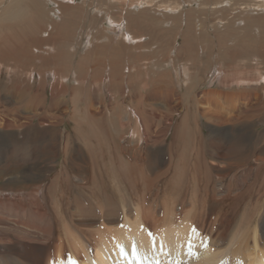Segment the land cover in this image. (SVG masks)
Listing matches in <instances>:
<instances>
[{"label": "bare ground", "instance_id": "6f19581e", "mask_svg": "<svg viewBox=\"0 0 264 264\" xmlns=\"http://www.w3.org/2000/svg\"><path fill=\"white\" fill-rule=\"evenodd\" d=\"M242 1L243 0H202V2H200L201 12L199 13L200 15H203V13L205 14V12H203V7L206 5L211 4L215 6V9H211L214 21L211 29L219 31L227 22H229V27L233 25V21L222 20V16L226 12L232 13L234 11L239 12L241 15L244 12H248L250 7L264 9V0ZM38 2L42 4L44 8L48 7V3L54 4L55 7L61 11L63 17L58 13V17L60 16L58 22H55L56 20L54 21V19H49L51 21H49V23L51 24L47 23V19L50 17L44 14L42 17H39L42 11L39 13L40 8L38 9V5L40 4H38ZM104 2H101L100 7L106 5L105 8L102 7V10L105 11V13L101 15L97 14L93 18L97 21L108 23L106 28L111 30V36L107 37L108 41L106 43L104 42L105 44L112 41L119 42V45L111 44L110 50L112 52H108L113 57L123 55L124 59L126 57H128V59L124 63H122L121 59H118L117 57L113 61L111 59V61H108L110 63V71H105L102 69V61H97L101 59L95 57L96 52L93 48L82 56L86 61L88 59L92 60L93 58L91 66L94 68V74H91V80L94 86H96V84L101 86L99 88L95 87L96 91H101L102 87L106 85V81L107 86L109 87H113L117 82L123 81V84L125 83L128 85V88H130L129 84H131L132 81L129 79L136 77L145 65H132V56L130 52L127 51V48H129L128 50L130 51L131 47L142 48L144 45H150L144 43L146 41L144 37H147L151 43L152 40L160 41L167 37V35L158 31L152 32L149 28L150 22L144 20L140 16L141 14L151 17L148 8L151 7V3L154 2V0H104ZM190 3L191 0H170L167 5L160 4L157 6V11H160L158 14L160 16V18H158V24H167L168 29H177L178 36H181L183 40L187 41L188 47L186 61L189 63L194 57L202 55V52L198 53L195 48L193 39L198 37V35H200V37H198L200 39L206 38L203 33V29L206 27H198L200 25L196 23L194 19L195 15H193V9L191 10L192 7L189 6ZM144 4L146 5L143 6ZM184 5L187 7L184 8ZM11 7L6 9L7 11L3 12L0 18V38L3 37L0 39V51L7 52V56H9V54L14 55V53L24 55V51H26V56H29L26 57L28 58V61L30 58L33 65L42 63V67H46L42 68V71L44 70L42 74L38 73L35 76L38 82L36 87L39 86L40 90H36L34 96H32V92L34 91L28 87H24L26 84L24 86L22 85L23 88L21 85H17L18 83L14 85H1L3 88L1 91H4L6 95L8 94L6 100L8 101L9 107L7 110H3V108L0 109L2 110L0 111V127L4 128L6 132H12L11 130H17L20 127L31 124L38 112L40 111L41 114L43 111V105L45 103V93L43 91L47 90L44 88L46 84L49 85L50 81L53 83L55 82L54 85H57L56 91L53 88L49 91L51 101L49 105H52L50 111L52 115L48 114L49 118L42 117L41 121L52 122L55 120L53 123H59V119H61L60 116H66V113L58 109L57 106L66 89L63 84L67 81V74H65V71L67 70L62 67L61 69H56V64H59V60H64L65 55L63 52H65V49L63 48L66 46H64L65 42H69L71 39L68 30L72 27L74 20L79 17L82 19L85 18V20H90L92 17H90L89 13L82 7V5L70 4L67 3L66 0H14ZM132 7H134V9ZM47 9L45 12L47 13V11H49V13H51V9ZM113 10L117 13L112 12ZM24 11H31L33 20L25 17ZM51 11L53 12V10ZM252 12H254V10ZM259 12L257 11L256 15H258ZM115 15L119 17H113ZM183 16L185 17V22ZM26 18H28V21H25ZM212 18L210 21H212ZM92 21L94 20L92 19ZM210 21L208 22L211 23ZM23 23L27 25L23 26ZM46 23L48 27L46 26ZM195 23L199 28L197 32H195L194 28ZM56 25L62 27L63 31L53 32L56 29ZM45 26L47 28L50 27V30L48 29L47 31ZM20 28L30 31L33 38L26 41L20 37L25 40V42L20 41V43L17 42L14 37H11L10 34L6 35L7 33L13 32L12 29L22 30ZM122 31H127L128 34L124 33L125 35L123 37ZM255 32L258 31L255 29ZM255 32L254 35L256 34ZM43 33H47V36L42 38L40 35ZM19 35L20 34L18 33V36ZM28 35L30 34L28 33ZM170 35L171 34H169V36ZM256 35L255 36L258 37V33ZM38 36H40V38ZM125 36H127V38H125ZM122 37L127 39V44L124 43ZM232 37H238L239 44L235 43L236 41L232 42ZM252 37L254 38V36ZM140 38H143L144 40L142 41ZM213 38L218 44V56L221 60L219 64L215 65L214 70L217 68H222V70H218V72L215 73L217 77L209 82L210 85H208L209 87L207 90L196 94L195 97H193L195 99H192L191 110L199 121L202 120L213 128H222L226 126L234 128L239 125L237 129H235L237 130L234 136L235 141L228 142L223 139L226 131H220L215 135L214 140H217V143L219 141L224 142L222 144L219 142L220 144L214 147L215 149L218 147V151L214 153V156L208 157L217 160L219 163H225L226 166H224L223 169L218 170V173L225 174L222 176H224V180H227V183L218 181L215 185H210V189L214 191L215 194L217 191V194L222 195L223 199L233 201L231 199L232 189L230 188V184L235 182L234 172L237 168L236 160L237 157H239V153L242 151L239 148L244 147L243 145L247 142L246 137L248 135V130L251 129L249 120L250 118H253L252 114L262 115V108L258 107L262 93L259 92L258 88H255L256 91L253 90L251 92L250 90L248 91L247 87L243 86L254 82L261 83L264 81V79L260 78L264 76V66L261 65V60H263L261 58H264V37L262 38L260 46L253 45L251 42L250 31L238 32L229 29ZM203 42L204 40H199L200 49ZM118 46L121 47V49L118 50ZM106 47L108 48L109 46L107 45ZM209 51L207 55L208 57ZM72 52L74 54L75 50H72ZM108 52H106V54H108ZM126 52L128 53V56L125 55ZM23 57L24 56H18L15 59L4 58V60L12 61L14 65L19 67L18 69L13 68V74L16 73L17 70L22 69V72L26 74L29 80L34 76L30 78L28 71L34 72L35 70H29V68L23 69L25 67L23 64H27V60L25 58L23 59ZM2 58L3 57L1 56L0 61ZM15 61L17 62L15 63ZM249 61L250 65L247 64ZM79 62L82 63V61ZM5 65L12 66L11 64ZM251 65H253V67H251ZM208 66L209 64L207 63L206 67L208 68ZM49 67L52 68L48 70ZM123 68H126L127 70L126 75L123 72ZM96 69H99L100 71H96ZM194 69L192 67H184L179 71V75H181V73L184 75L187 74L185 75L186 81L192 83L190 74H195L189 71H195ZM3 71L4 73H7L8 76H11V72H8L6 68H4ZM80 72L82 73L81 70ZM99 73H102V79H100V76L97 77ZM44 75L45 77L43 78ZM71 76V81L73 80L75 84H77V82L83 83L86 79V74L85 77L81 78L79 72L75 75L71 74ZM214 81H217L218 84L216 85ZM158 83L160 84V82ZM150 84L154 85L153 79L150 80ZM58 85L61 87L60 90ZM186 85H188V83H186ZM214 86H218L221 90L213 89L212 87ZM141 87L147 89L143 84ZM233 87H238L237 90H240V92H224V90H230ZM192 88L195 89V85H192ZM158 89H161L160 99L163 109L171 114L178 113L180 111L179 104L177 103L179 99L178 94L175 91L168 92L160 87ZM53 93H55L56 96H52ZM155 93L157 92H149L148 96H155ZM2 98H5L4 94L0 93V108L4 107V100L2 101ZM106 99L108 98L106 97ZM134 102L135 106L132 107L130 111H132L135 117L133 116L132 118L131 116H127V123L134 124V134H136L135 136L137 138H140L142 145L147 146L148 142L151 139H154L151 141V144L152 146H156L157 140L159 139L161 141L163 138L162 134L167 131L172 124L166 125V123L159 119L157 112H149L146 110L143 107L141 100H135ZM158 106L160 107V104ZM14 107L19 111L18 113L22 115L15 116ZM101 112V110H89L88 115L91 116V118L86 119L84 116L86 124L82 125L79 123L75 126H87L92 130H98L101 134L106 136L107 126L105 127V124L96 121V119L100 118L99 114H101ZM56 114L60 115L59 118H55L57 116L53 117ZM100 119L102 120V118ZM156 121H159L164 128L160 129V124H156ZM171 121L172 117L169 116V122L171 123ZM117 126L120 127V124L117 123ZM127 126V124H122V129L125 127L128 128ZM196 131H198V129ZM196 131H194V134ZM249 138L250 135L248 139ZM208 147H211V142L208 143ZM2 149L7 152L13 150L11 146H6V148L3 147ZM17 150H19V148ZM10 154L13 155L12 152ZM17 154L19 155V153ZM11 155L8 157L11 158ZM24 155L22 153L18 156V159L13 162L14 166H10V164L7 165V163L0 165V171L25 167L23 165L26 164L29 159L24 157ZM5 157L6 155L4 156V159ZM36 158L37 157H35V160ZM31 161L34 162L32 159ZM205 162V158L198 159L195 169L191 174L193 176L192 179H197L199 185L203 188L204 180L201 173L197 170H199V167L205 165ZM45 164L47 163H44L38 158L36 163H34V167H30V169L24 171L20 176H17V178L13 177L12 179H7L8 183L12 180L15 184L16 181L21 180L20 182L23 183L21 187L17 186L13 188L10 184L6 183V186H3L4 188H0L4 191V193L2 192L3 194H0V264H218L220 260H226L230 252L231 256H229L230 258L228 257L230 260L235 259L236 261L242 256V260L246 261V257L242 254L240 255V251L236 253V251L232 250L233 248L231 245L234 242L232 238V241L230 239V241L227 242L223 251L221 249H216L213 241L210 243L206 242L204 236L208 233L206 226L207 217L204 210V213H202L198 201L195 198L192 202L190 201V204H186L185 200L181 202H177L176 200L173 202L163 200V202H161L166 203L162 204L160 208L150 209V207H154L155 204H151L152 206L149 207L146 204V206L142 204L141 201V204H139V201L137 200L138 204H132V199L128 201L127 204H124L119 198L117 199V196H113L109 194V192H104L105 189L102 187L98 188L96 186L95 188H90L88 185L85 186L82 183H75V189L77 191L82 189L83 193L88 194V196L86 197L85 194L80 195V192H78V201L81 203L79 204V202L77 203L76 201L77 204L74 205L75 212H72L69 208L71 211V219L69 218V221H64V215L67 210L65 212L62 211V207L60 206L61 201L65 199L64 193L61 191L60 194H58V192L54 193L55 190L51 192L49 189L50 184L47 186H41L37 190H35L36 185L30 184L31 180H35V177H38V179L40 178L41 180L42 176L38 171L43 169ZM49 164L47 165L49 166ZM208 165L212 166V164ZM51 168L53 167L51 166ZM211 168L214 169V167ZM208 174H210V172ZM204 175L206 177V174ZM229 176L232 177V179H230ZM0 179L2 178L0 177ZM243 179L244 180L240 183L241 186H245L244 181L246 179ZM116 184L115 187H117ZM110 187L114 189V191L116 190L113 186ZM245 187H247V185ZM30 188L31 191L28 190ZM87 190H89V192H87ZM114 191L112 190V192ZM117 191L119 194L118 189ZM101 193L103 194L101 195ZM260 195H262V192ZM101 197L103 200L106 199L107 203L113 204V206L109 208V205L105 206V204H102ZM121 197L122 196H120V198ZM139 199L140 198L138 197V200ZM145 199L144 196L142 199L143 202ZM86 204L88 205V208L86 207ZM261 206L264 207V205ZM257 209L261 210L260 208ZM257 218L259 219V215ZM253 222L254 220L252 223ZM257 222L259 223V220H257ZM257 222L251 224V222L248 221L251 228H249V231L244 229L245 233L242 232L244 233L243 235L239 233L240 230H237L238 233L235 232L238 238H244L243 241L249 239L246 241H250L251 243L249 249H247L250 252L247 256H251L249 259L247 257V260H249L248 262L246 261L247 264H264V230L258 229V225H256ZM247 225L248 224L246 223L245 226ZM262 226L263 225H259V228ZM258 230L263 233L258 232ZM259 246H261L262 250L256 254V250Z\"/></svg>", "mask_w": 264, "mask_h": 264}, {"label": "rangeland", "instance_id": "374dc122", "mask_svg": "<svg viewBox=\"0 0 264 264\" xmlns=\"http://www.w3.org/2000/svg\"><path fill=\"white\" fill-rule=\"evenodd\" d=\"M13 1L14 0H0V18L3 12H6V9L11 7ZM66 1L70 4L73 3L82 5V7L89 13L90 17H92L90 20H85V18L82 19L81 17L74 20L72 27L68 30L71 39L69 40V42L67 41L64 44V46L66 45L63 48L65 49V52H63L65 55H63L64 60H59V64H56V69H61L62 67L67 70L65 71V74H67V81H65V83L63 84L66 89L60 99V103L57 106L58 109L66 113V116L63 117L59 114L54 115L53 117L57 116L55 118H59L60 116L61 119H59V123H53L55 120H53L52 122L41 121L42 117L49 118L48 114L52 115L50 112L52 109V105H49L51 102L49 91L52 88L56 91L57 85H54L55 82L53 83L52 81H50L49 85L43 84L45 85L44 89H47L46 91H43L45 93V103L43 105V111L41 114L40 111L38 112L37 116L33 119V122L31 124L20 127L21 129L18 128L17 130H11L12 132H6L4 128L0 127V165H4L7 163V165L10 164V166H14L13 162L17 160L18 156H20L22 153L23 155L25 154L24 157L29 159V161H27V163L23 165L25 166L23 168L0 171V177L2 178L0 179V188H4L3 186H6L5 184L8 183V178H17V176H20L24 171L30 169V167H34V163H36L39 158L44 163L50 164L49 166L45 164L43 169H40L38 171V173L42 176L41 180L40 178L38 179V177H35V180H31L30 184L36 185L35 190H37L41 186H47L48 184H50L49 189L51 192L55 190L56 192L54 191V193H64L65 199L60 203V206L62 207L61 210L64 212L67 210L65 212V215L63 214L64 221H69L71 219V211L75 212L74 205L79 202L78 192H80V195L85 194L86 197L88 196V194L83 193L82 189L80 191H77L75 189V183H82L85 186L88 185L90 188H95L96 186L98 188L102 187L103 189H105L104 192H109V194L117 196V199L119 198L122 202H124V204H127V202L131 199L132 204H138L137 201H139V204H141L142 202V204H146L149 207L152 206L151 204H155L154 207L152 206L150 207V209L160 208L162 204L166 203H162L163 200L168 202H173L175 200L177 202H181L185 200L186 204H190V201L192 202L195 198L198 201L202 213H204L203 210L206 213V226L208 232L207 235L204 236L206 242L210 243L211 241H213L215 248L218 250L221 249L223 251L225 246L227 245V242H229L232 238L234 241L231 245V247L233 248L232 250L236 251V253L240 251V255H244L246 257V261L248 262L249 260H247V255L250 252L247 249H249L251 243L250 241H246L249 239H245V241H243L244 238H238L235 232L238 233L237 230H240L239 233L243 235L245 233L244 229H247L249 231V228H251L248 221L251 222V224H255L257 220H259V223L257 222L256 224L258 225V229L264 230V207L261 206L264 205V81H262L261 83L254 82L243 86L247 87L248 91L250 90L251 92L255 90V88H258L259 92L262 93L261 100L258 105L259 108H262V115L252 114L253 118H250L249 120L251 129L248 130V135L246 137L247 142H245L246 144L243 145L244 147L239 148L242 150L239 153V157L236 156L237 168L234 172L235 182H232L230 184V188L232 189L231 199L233 201L223 199L222 195L217 194V191L215 194V192L210 189V185H215L218 181L227 183V180L223 179L224 176L222 175L225 174L218 173V170L223 169L224 166H226L225 163H219L217 160L210 159L208 157L214 156V153L218 151V147L216 149L214 147L224 142L219 141L220 143H217V140H214L215 135H217L220 131H226V134L224 135L225 137L223 136V139L227 140L228 142H232L233 140L235 141L234 136L237 131L235 129H237L239 125L235 126L234 128L228 126L222 128H213L211 127V125L203 122L202 120H198V118L191 110V104L193 102L192 99H195L193 97H195L196 94L202 93L207 90L209 87L208 85H210L209 82L217 77L215 73H217L218 70H222V68H217L214 70L215 65L219 64L221 60L218 56V44L213 37L229 29L238 32L250 31V37L252 39L251 42L253 43V45L260 46L262 38L264 37V9L250 7V10L248 9V12H244L241 14L242 16L239 12H226L222 16V20L233 21V25L229 27V22H227L224 27H220L221 29L219 31H214L213 29H211L214 24L211 9H215V6L211 4H209L211 6L204 5L205 7H203V12H205V14L203 13V15H200V2H202V0H191L189 6L192 7L191 10H194H192V12L194 13L193 15H195L194 19L196 23L200 25L198 27H206L205 29H203V33L206 38L200 39L198 38L200 37V35H198V37H195L193 39L195 48L197 49L198 53L202 52V55L194 57V59H192L189 63L186 61V52L188 47L187 41L183 40L181 36H178L177 29H168L167 24H158V18H160L158 14L160 13V11H157V6H159L160 4L167 5L170 0H154V2L151 3V7L148 8L151 17L141 14L140 16L144 20L150 22L149 28L152 32L158 31L164 35H167V37L163 38L160 41L152 40L151 43L149 42V39L147 37H144L146 40L144 43H148L150 45H144L142 48L131 47L130 51L128 50L129 48H127V51L130 52L132 56V65H145V67H142V70L139 71V74H137L136 77H134L133 79H129L130 81H132L131 84H129L130 88H128V85H126L125 83L123 84V81L117 82V84L113 85V87H109L107 86L106 81V85L102 87V90L96 91V88H99L101 86H98L97 84L96 86H94L91 80V74H94V68H92L91 66V61L93 60V58L92 60L88 59L86 61V59L82 55L93 48L96 52L95 57H99V59H101L97 61H102V69L105 71H110V63L108 61H111V59L113 61L117 57L118 59H121L122 63H124L127 61L128 57H126L125 59L123 55L113 57L109 53L112 52L110 50L111 44L119 45V42L112 41L105 44L108 41L107 37L111 36V30L106 28L108 23H103L93 18L97 14L101 15L105 13V11L102 10V7L105 8L106 5L100 7L101 2H104V0ZM244 1L248 0H243L242 2ZM38 4L40 3L38 2ZM48 4L49 5L46 8H44L42 4L38 5V9L40 8L39 13L42 11L39 17H42L43 14L48 15V17L50 18L47 19V23H49V19H54V21L56 20L55 22H58L59 17H63L61 11L57 7H55L54 4ZM145 5L146 4H144L143 6ZM183 7L186 8L187 6L184 5ZM132 8L134 9V7ZM46 9H51L54 13L50 10L51 13L47 11V14L45 12ZM253 10L254 12H252ZM257 11H260L258 15H256ZM24 12L25 17L33 20L31 11ZM112 12L116 11L113 10ZM58 13L60 14L59 17ZM113 17L118 18L119 16L115 15ZM28 18H26L25 21H28ZM211 18L213 22L210 21ZM92 19L94 21H92ZM183 20L185 22L184 16ZM208 21H210L211 23H209ZM196 23L194 24L195 32H197L199 29ZM22 25L24 26L27 24L23 23ZM59 25H56V29L53 32L63 31V28L59 27ZM46 26L45 28L47 29V31L48 29L50 30V27L47 28L48 26ZM20 29L22 30L12 29L13 32L10 33H7L6 30V35L10 34L11 37H14L17 42H25V40L27 41L33 38L30 31H26L23 28ZM255 29L258 32H255ZM253 31L256 34L258 33V37H256V34V36L254 35ZM122 32L123 37L125 35L124 33L128 34L127 31ZM18 33L20 34L19 36ZM28 33L30 35H28ZM169 34H171V38ZM40 36L42 38L46 37L47 33H43ZM40 36L38 37L40 38ZM252 36H254V38ZM20 37L25 40L21 39ZM255 37L258 39H256ZM125 38H127V36H125ZM125 38H123L124 43L127 44L128 41ZM232 38V42L236 41L235 43L239 44L238 37ZM140 40L143 41L144 39L140 38ZM199 40H204L201 45V49ZM107 45L109 46L108 48L106 47ZM119 49H121V47L118 46V50ZM72 50H75L74 54ZM208 51L209 57L207 56ZM106 52H108V54H106ZM24 53V55L14 53V55L9 54V56H7V52L0 51V59L1 56L3 57L1 60L2 62L0 61V93H3L5 97L2 98V101L4 100V107H1L0 109L3 108V110H7L9 107L8 101L6 100L8 98V94L6 95L4 91H1L3 89L1 85L3 84L14 85L18 83L17 85L21 86H24L26 84L24 87H28L34 92L36 90H40L39 86L36 87V84L38 82L35 76L38 73L42 74V72H44V70L42 71V68L46 66L42 67V63L33 65V62L31 63L30 58L29 61L28 58H26L29 57L26 56L27 52L24 51ZM125 55L128 56V53L126 52ZM18 56H24L23 59L25 58L27 60L28 65L23 64V66L25 65L23 69L29 68V70H35L34 72L28 71L30 78L34 76L33 78L28 80L26 74L22 72V69L17 70L16 73L13 74V68L18 69L19 67L14 65L12 61L4 60V58L15 59ZM261 59H263L261 60V65L264 66V58ZM79 61H82V63H80ZM16 62L17 61H15V63ZM207 63L209 64L208 68L206 67ZM5 64H11L14 67L7 66ZM247 64L250 65V61ZM184 67H192L193 69L195 68V71H189L195 74H190L192 83L186 81L185 75L187 74L184 75L181 73V75H179V71H181ZM251 67H253V65H251ZM4 68H6L8 72H11V76H8L7 73H4ZM51 68L52 67H49L48 70H50ZM80 70L82 71V73L80 72ZM123 70L124 74L126 75V68H123ZM96 71L100 70L96 69ZM77 72H79V76L81 78L85 77L86 74V79L83 81V83L77 82V84H75L73 80L71 81V74L75 75ZM99 76L100 79L103 78L102 73H99L97 75V77ZM44 77L45 75L43 76V78ZM260 78L264 79V76ZM151 79H153L154 85L150 84ZM158 82H160V84ZM186 83H188V85H186ZM214 83L216 85L218 84L217 81H214ZM142 84L147 89H143L141 87ZM191 84L195 85L196 88L193 89ZM159 87L167 90L168 92L175 91L178 94L179 99L177 103L179 104L180 108V111L178 113L176 112L175 114H171L167 110L163 109L160 99L161 89H158ZM58 88L59 90L61 89L60 85H58ZM212 88L215 90H221V88H219L218 86H214ZM237 89L238 87H233L230 90H224V92H240V90ZM34 92H32V96L36 94V92ZM149 92L157 93H155V96H148ZM52 96H56L55 93H53ZM106 97L108 99H106ZM135 100H141L143 107L149 112H157L159 115V119L162 120V122L166 123V125L172 124L170 128L162 134L163 138L161 139V141L159 139L157 140L156 146H152L151 144V141L154 139H151L148 142L147 146L142 145V141H140V138H137L135 136L136 134H134V124L127 123V116H131L132 118L134 116V114L130 110L135 106ZM159 104L160 107L158 106ZM13 109L15 111V116L22 115L18 113L19 111L15 107ZM89 110L102 111L101 114H99V117L102 118V120L98 118L96 119V121L98 123L105 124V127L107 126L106 136L101 134L98 130H92L87 126H75L79 123H81L82 125L86 124V119L91 118V116L88 115ZM84 116L86 118L85 120ZM169 116L172 117L171 123L169 122ZM117 123L120 124V127L117 126ZM121 123L127 124L128 128L125 127L124 129H122ZM156 124H160L159 121H156ZM159 128L163 129L164 127L162 124H160ZM195 129H198V131H196ZM194 131L198 133L195 132L194 134ZM249 135L250 138L248 139ZM209 142H211L210 148L208 147ZM6 146H11L13 150H10V152L3 150L2 148H6ZM17 147L19 148V150H17ZM11 152L13 155L10 154ZM16 152L19 153V155ZM5 155L6 160L4 159ZM10 155L12 156L11 158L8 157ZM35 157H37L36 160ZM30 158L34 160V162L31 161ZM200 158H205L206 164H212V166L205 164L206 166L203 165L202 167H199V170H197L203 177L205 189L199 185V181L197 179L193 180V176L191 175L195 169L197 160ZM51 166L53 168H51ZM211 167H214L215 170ZM209 172L210 174H208ZM204 174H206V177ZM243 178L246 179L244 182L245 186L247 185V187L240 185V183L244 180ZM230 179H232V177H230ZM20 181H16L15 184L11 180V182L8 184H10V186L13 188L17 186L21 187L23 183H21ZM115 184L117 185V187H115ZM110 186H113V188H115L116 190L114 191V189H112ZM117 189L119 190V194ZM28 190L31 191V188ZM112 190L114 192H112ZM2 192L4 193V191L0 189V194H3ZM87 192H89V190H87ZM261 192L262 195H260ZM102 194L103 193H101V195ZM214 194L215 196L213 197ZM120 196H122L124 199L122 197L120 198ZM142 196H145L146 201L144 200L143 202ZM138 197L140 198L139 200ZM101 199L102 204H105V206L109 205V208L113 206V204L107 203L106 199L103 200L102 197ZM80 203L81 202H79V204ZM158 203L160 204V206ZM255 205L261 210L257 209ZM86 207L88 208L87 204ZM69 208L71 209V211ZM248 215H252L251 219ZM258 215L259 219L257 218ZM253 220L254 222L252 223ZM246 223L248 224L247 226H245ZM259 225L263 226L259 228ZM260 230H258V232H262ZM261 250L262 248L261 246H259L256 250V254H258ZM230 254L229 256H231ZM229 256H227L226 260H220L218 264H245L246 262L242 260V256L236 261L235 259H231V261L229 259ZM249 258H251V256H249L248 259Z\"/></svg>", "mask_w": 264, "mask_h": 264}]
</instances>
